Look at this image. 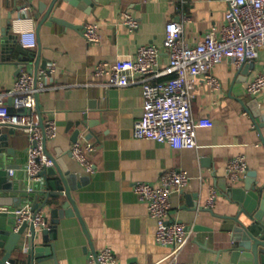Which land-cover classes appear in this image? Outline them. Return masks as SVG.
<instances>
[{"label":"crops","instance_id":"1","mask_svg":"<svg viewBox=\"0 0 264 264\" xmlns=\"http://www.w3.org/2000/svg\"><path fill=\"white\" fill-rule=\"evenodd\" d=\"M54 2L0 0V39L6 36L12 46L20 45L31 55L22 72L34 69L38 55L42 57L41 63L43 60L56 66V72L47 79L51 89L41 92L38 98L42 116L58 124L57 138L47 141L48 154L72 172L91 177L89 184L74 194L88 232L77 215L61 219L57 238L51 240L56 261L46 257L35 264H88L94 252L103 249L114 252L116 264H172L176 260L184 264H231L224 250L232 244L237 223L224 216H235L238 208L231 204L228 191L244 186L246 179L264 188V90L255 96L247 91L249 82L264 71V51H259L257 58L245 67L239 68L229 59L218 64L213 69L222 84L218 92L211 90L204 77L197 79L193 113L197 119L209 118L211 125L197 131V148L176 150L154 140L134 137V124L144 110L141 85L107 88L102 84L105 78L94 75V68L99 62L113 63L122 56L133 55L140 45L153 44L160 49L159 68L165 69L169 64L166 25L187 16L184 38L194 45L208 31L220 32L223 28L228 12L226 0ZM42 4L45 7L41 13ZM25 7L29 8L27 12L22 11ZM51 7V17L67 24L49 23L51 17L44 21L45 12ZM125 14L139 20L137 30L130 31L125 26ZM18 17L25 20L15 28L14 20ZM89 23L98 25L99 43L90 44L85 39L84 29ZM26 29L37 32L35 48L26 49L20 43L18 30ZM17 57L15 51L0 53V93L12 90L22 73ZM9 101L10 98L8 104ZM255 110L259 111L257 115L253 114ZM84 117L92 126L80 127L78 142L96 146L89 155L95 165L90 174L70 155L75 144L71 138L78 129L75 123ZM10 130L3 128L4 133ZM90 132L94 137L88 140ZM9 142L15 154H7L5 159L15 166V174L8 171V176L0 177V197L10 200V210L27 203L38 204L40 207L35 208L43 210L50 230L55 205L43 204L47 194L54 192L50 182L56 176H42L40 182L31 183L25 172L29 135L15 129L14 134H9ZM238 157L246 160L248 173L233 182L227 166ZM174 170L190 176L188 186L171 198L170 220L185 224L189 232L179 250L157 244L156 222L133 191L137 182L161 185L162 176ZM30 186L33 192H28ZM213 188L218 196L215 206L210 208L207 202ZM45 237L37 231L38 246H45ZM20 246L26 247L23 241Z\"/></svg>","mask_w":264,"mask_h":264},{"label":"built area","instance_id":"2","mask_svg":"<svg viewBox=\"0 0 264 264\" xmlns=\"http://www.w3.org/2000/svg\"><path fill=\"white\" fill-rule=\"evenodd\" d=\"M144 3L156 0H142ZM228 12L226 23L220 32L212 29L203 40L190 45L184 38L187 16L170 21L166 25V43L169 46V64L160 70V49L153 44L140 45L135 54L122 56L115 62H99L94 75L105 78L102 84L107 88H123L141 85L144 96L143 116L134 124V137L154 140L169 145L176 150L197 148V131L211 125L209 118L197 119L193 113L197 79L204 77L213 92L222 88L221 81L213 74V69L224 60H231L237 67L254 61L259 51H264V0H226ZM28 7L22 9L28 11ZM24 18V17H23ZM18 17L14 26L25 18ZM124 24L130 31L139 28L140 22L131 14L124 15ZM21 45L26 49L37 46L35 29L18 30ZM84 37L90 44L101 41L97 24H86ZM56 72L53 63L40 69L35 75L23 71L12 90L0 93V126L12 125L29 135V148L25 172L31 183L40 182L41 173L54 166V159L47 152L46 142L58 136V124L54 119L41 117L37 110L39 94L51 89L47 79ZM168 77L165 81L158 79ZM157 80V81H155ZM264 90V71L248 84L250 95ZM12 101L14 111L9 110L7 99ZM96 146L90 142H77L72 146L74 159L86 173H93L95 165L89 155ZM248 173L243 157L231 160L227 166L229 178L235 182ZM14 175L13 169L9 170ZM161 185L137 182L133 191L140 202L148 207L151 218L156 222L155 240L157 244L173 247L175 250L188 240L189 232L185 224L171 221L172 195L181 192L190 183V176L184 171H169L162 176ZM28 192H33L30 186ZM217 191L211 190L207 207H214ZM0 212L15 215L18 225L24 222L34 224L37 231L48 229L50 224L42 209L24 204L14 210L1 207ZM117 258L111 249H103L89 258L88 264H116ZM172 264H184L174 261Z\"/></svg>","mask_w":264,"mask_h":264},{"label":"water","instance_id":"3","mask_svg":"<svg viewBox=\"0 0 264 264\" xmlns=\"http://www.w3.org/2000/svg\"><path fill=\"white\" fill-rule=\"evenodd\" d=\"M44 7L42 4L40 8L41 13ZM52 11L53 7L45 12L44 21L51 17ZM53 22L67 24L66 21L57 17L50 18L49 23ZM14 51L19 54L17 63L19 65V72H22L30 62V52L23 51L20 45L12 46L10 39L6 36L0 39V53L12 54ZM41 59L42 57L38 55L35 67L30 71L31 73L36 75L40 69L46 68L47 62L42 60L41 63ZM245 66L247 65L245 64ZM9 110L11 112L14 111L11 100L9 101ZM37 110L43 119L39 100L37 101ZM258 113V110L253 112L255 115ZM75 124L78 129L72 135L71 141L73 143L79 141L82 134L81 126L88 128L92 126V123L87 121V117L77 121ZM6 127L11 128L9 133L3 132V128ZM14 132L15 128L12 125L0 126V177L8 176V171L15 167L13 164H7L5 159L7 154H15L9 142V134H14ZM92 137L94 135L91 133L87 139L90 140ZM70 155L73 156L72 152ZM48 175L56 176V180L50 182L54 192L47 194L43 207L47 205L55 206L52 209L53 218L51 220V229L41 231L46 236L45 246L37 245V230L34 224L24 222L18 225L15 215L9 212H0V251L4 250V254H0V264H18L20 262L35 264L36 262H42L46 257H51L56 261L54 244L51 240H56L58 225L63 218L77 215L87 231L85 221L74 194L82 187L87 186L91 181V177L88 174L79 175L78 173L72 172L62 161H54L53 167H49L41 173V176L45 178ZM11 188L12 186H9L8 189L11 190ZM0 190H2L1 185ZM228 196L231 204L238 208L235 216H224L225 218L234 219L237 223L232 234V244L224 250L229 256V262L231 264H264V188L257 187L252 180L246 179L244 186L231 188L228 191ZM21 202L22 199H20L19 203ZM11 205L10 200L6 197H0V208ZM18 205H15V207H18ZM34 207L39 208L40 206L35 204ZM21 241L24 242L26 247L20 246ZM45 252H47L46 255L44 254ZM94 254L96 255L97 253L94 252Z\"/></svg>","mask_w":264,"mask_h":264},{"label":"trees","instance_id":"4","mask_svg":"<svg viewBox=\"0 0 264 264\" xmlns=\"http://www.w3.org/2000/svg\"><path fill=\"white\" fill-rule=\"evenodd\" d=\"M168 79V77L167 78H161L160 80H158V81H165V80H167Z\"/></svg>","mask_w":264,"mask_h":264}]
</instances>
